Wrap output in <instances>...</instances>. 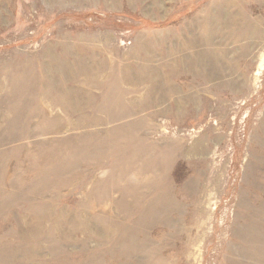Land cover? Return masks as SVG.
I'll return each mask as SVG.
<instances>
[{
    "label": "rangeland",
    "instance_id": "rangeland-1",
    "mask_svg": "<svg viewBox=\"0 0 264 264\" xmlns=\"http://www.w3.org/2000/svg\"><path fill=\"white\" fill-rule=\"evenodd\" d=\"M263 58L264 0H0V264H264Z\"/></svg>",
    "mask_w": 264,
    "mask_h": 264
},
{
    "label": "trees",
    "instance_id": "trees-1",
    "mask_svg": "<svg viewBox=\"0 0 264 264\" xmlns=\"http://www.w3.org/2000/svg\"><path fill=\"white\" fill-rule=\"evenodd\" d=\"M143 21V20H142ZM144 25L151 29H159L167 26L169 22H162V23H151L147 21H143Z\"/></svg>",
    "mask_w": 264,
    "mask_h": 264
},
{
    "label": "bare ground",
    "instance_id": "bare-ground-1",
    "mask_svg": "<svg viewBox=\"0 0 264 264\" xmlns=\"http://www.w3.org/2000/svg\"><path fill=\"white\" fill-rule=\"evenodd\" d=\"M264 60V58L262 59V61ZM262 67V63L260 64V68ZM258 71H259V69H258Z\"/></svg>",
    "mask_w": 264,
    "mask_h": 264
}]
</instances>
